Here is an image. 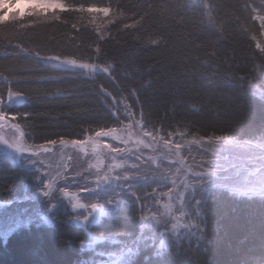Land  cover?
<instances>
[{"label": "trees", "instance_id": "obj_1", "mask_svg": "<svg viewBox=\"0 0 264 264\" xmlns=\"http://www.w3.org/2000/svg\"><path fill=\"white\" fill-rule=\"evenodd\" d=\"M60 2L62 10L45 16L0 21V89L21 93L22 103L5 107L18 115L27 143L60 147L61 139L87 141L98 130H134L136 142L145 133L183 143L221 131L264 141V25L254 18L264 0ZM101 8L108 18L95 14ZM143 144L114 145L147 168ZM88 154H81L86 162ZM157 154L163 163L172 155ZM82 169L78 180L95 175ZM135 188L143 191V182ZM29 190L26 171L0 153V202H17ZM98 191L94 202L105 195ZM120 192L112 196L120 200ZM153 202L113 208L90 228L71 223L73 214L59 207L48 221L0 237V264H94L105 258L99 252L116 264H264V196L213 188L198 233L181 238L141 221ZM91 234L105 240L91 248Z\"/></svg>", "mask_w": 264, "mask_h": 264}, {"label": "rangeland", "instance_id": "obj_2", "mask_svg": "<svg viewBox=\"0 0 264 264\" xmlns=\"http://www.w3.org/2000/svg\"><path fill=\"white\" fill-rule=\"evenodd\" d=\"M63 5L60 0H0V21L13 17H21L28 13H35L37 16H45L51 14L54 11L62 10ZM98 17L106 19L108 18V10L106 8L98 9L94 11ZM254 18L262 26L264 25V13L254 12ZM264 34V30H262ZM58 64L71 68H77L79 65L72 61H60L55 59ZM81 66V65H80ZM1 89H4L3 87ZM0 89V95L3 96L6 107H9L13 103H10L7 99V92L3 93ZM13 123H15L13 121ZM140 128V126H138ZM22 131V130H21ZM118 133L116 131H110L107 136L92 137L91 139L101 144V149L93 150L92 142L87 144L76 146L73 150L71 144H61L60 147L54 145H47L50 149L48 152L40 151L37 156H31L26 154L27 159L14 154L11 150L7 149L5 144L0 142V153L8 157L13 163L17 164L27 173V178L30 182V190L25 195V198L17 200V202H0V237L3 241L12 234L15 230H18L22 226H28L29 223L39 221H48L51 215L57 208H67L70 213L73 214L71 223L84 228H90L92 225L100 223L103 216L109 215L113 212V209H100L98 214L85 219V215L90 210V204L94 202L91 192L98 191L96 188L97 179V166H99V172L101 174L108 173L109 168L114 163L124 164L130 169H134L132 163H130L121 154L111 152L109 148H103L104 144L110 145L111 148H116L114 144L123 143L129 150L135 148L136 143L143 144L147 150L141 153L142 159L150 161L153 168L159 167L161 171L168 170L169 176L176 172L178 165H174L170 160H159L158 151L168 154H174L178 150L176 144H181L182 154L187 153L188 146H191V157H194L199 161L201 158L213 160V166L210 170L214 171L215 175L212 180L218 185L223 187H215V189H223L230 193H235L236 196H248L258 195L264 196V160H262L261 154L264 151V141L262 142H249L238 141L229 139L228 141L221 142L217 145L215 152H208L200 146L192 144L197 139H191L183 143H175L173 140H163L159 136H153L145 133L143 136L137 137V142L133 141L130 137H134L133 132ZM16 135L13 129L5 127L0 129V138L5 141H11ZM144 136L146 139H144ZM114 140L113 142H111ZM203 140V139H200ZM140 141V142H138ZM234 142V144H231ZM28 145L29 144L27 143ZM35 148V146H32ZM82 152L87 156V162L81 157ZM124 153V152H123ZM189 157L186 155L185 159ZM35 161V163H31ZM80 165V166H79ZM82 165V166H81ZM82 168H87L94 171L92 179L78 180L77 176ZM123 171V169H115L111 175H115L116 172ZM134 173V172H133ZM131 174V173H126ZM40 177L44 178L45 183L52 182V197L44 198L41 195ZM176 184L173 186L172 179L163 181L162 184L155 186L156 200L152 206L146 207L144 217L145 225H154L155 227L161 225L160 233H170L175 237H184V235L193 236L199 231L200 215L197 216V208L195 200L200 198V191L194 187L185 189L182 181L183 175L177 174L175 177ZM192 180L194 185H198L200 180L196 177H188ZM207 179V178H205ZM127 189V186H125ZM88 189V190H86ZM117 189V188H115ZM255 189V191H253ZM120 190V189H119ZM172 191V200L169 201L167 195L162 193H168ZM210 191V190H209ZM176 193H180L185 197L184 200V215H181V201L176 198ZM121 194V192L119 193ZM27 196V197H26ZM54 197V198H53ZM79 201L89 207L85 209L75 208L73 205ZM166 202L172 203V214L165 215V209L163 205ZM200 211V210H199ZM157 216L162 217L163 221L167 223L156 224L155 221L150 220V217ZM177 217L179 218L177 220ZM169 218V219H168ZM173 224H177L176 229L172 228ZM186 224L196 225L197 227H185ZM166 226V228H163ZM105 239L97 236L96 234L90 235L89 246L94 248L96 245L102 243ZM110 243L119 242L115 238L109 239ZM96 250V249H95ZM103 251V250H102ZM122 257L124 255H132V251L122 250ZM98 253V252H97ZM104 259L97 261L94 264H104L114 260L109 254L103 255L98 253ZM97 254V255H98ZM99 257V256H98ZM124 259V258H123ZM117 262L115 261V264Z\"/></svg>", "mask_w": 264, "mask_h": 264}, {"label": "snow or ice", "instance_id": "obj_3", "mask_svg": "<svg viewBox=\"0 0 264 264\" xmlns=\"http://www.w3.org/2000/svg\"><path fill=\"white\" fill-rule=\"evenodd\" d=\"M21 97V93L17 91L9 90L7 93V99L10 103H15L17 98ZM20 116H26L27 113L19 114ZM18 120V115L16 114H9L5 107L4 98L2 95H0V129H3L5 127H10L14 130L16 135L13 137V139L9 141H5L2 138H0V142L4 143L6 148L11 150L14 154L23 157L27 159L28 157L26 154H29L31 156H37L40 151L48 152L50 151L49 147L45 144L36 145L35 148H33L31 145H28L25 140V134L23 131H21V125L20 123H13V121ZM26 122V121H25ZM110 132L104 131V130H98L95 132L96 137L100 136H107ZM89 140L92 142L93 150L101 149V144H99L97 141L89 138ZM229 140V136L226 134H223V131H221V134H214V135H207L203 137V140L197 139L192 142V144L200 146L201 148H204L208 152H215V148L217 145H220L221 142H225ZM89 141L85 140H60L61 144H67L71 143L74 146H83L87 144ZM52 144H55L56 141L52 140ZM231 144H234L232 142ZM176 149L178 150L176 153L172 154L168 159L170 162L174 165H178L176 168V172L172 173L171 176L168 174V170L165 169L164 171H161L159 167L153 168L152 164H150L147 168L141 167L140 165L136 166L134 169H130L126 167L124 164L120 163H114L111 165V167L108 170V173L101 174L99 172V166H97V179H96V188L99 189L96 194L101 193L102 191L105 193V195L101 198L100 201L92 202L90 204V210L87 212V215H85V219H87L90 216H93L98 213L100 209H113L116 207L123 208L126 203H131L133 206L139 202L140 204L144 205L147 200L151 199L153 201L156 200L155 196V189H152V185L157 183L158 181H167L169 179H172V184L175 186L176 180L175 176L177 174L183 175L185 178L182 181L184 184L185 189L189 187H194L197 190L200 191V198L195 200L197 212L196 215H200V209H202L203 204L202 202L205 199V196L209 192V190H212L215 187H223V185H218L215 183V181L212 180V177L215 175L214 171L210 170L213 166V160L211 158L209 159H203L201 158L199 161H197L196 158L191 157L192 148L191 146H188L187 153L182 154V146L181 144L175 145ZM103 148H109L111 152L118 153L122 151L121 149L117 148H111L110 145L104 144ZM188 156V159H185V156ZM262 160H264V151H262L261 157ZM31 163H35V161H31ZM115 169H123V171H118L115 173V175H111V173ZM134 174H126V173H133ZM188 177H196L199 178L200 182L198 185H194L192 180ZM207 178V179H205ZM136 182H143L144 188L143 191H137L135 188ZM125 185H127V189L125 188ZM40 186H41V195L44 198H50L52 197V182L49 183L44 182V178L40 177ZM115 188H119L122 193H124V196H121L120 200H116L114 196H112V193L114 192ZM111 189V191H108ZM151 189V191H149ZM88 190V189H86ZM255 191V189H253ZM163 195H167L169 197V201L172 200V191L170 190L168 193H162ZM176 198L181 201V215H184V200L185 197L180 194L176 193ZM126 197V198H125ZM54 198V197H53ZM73 207L85 209L86 207H89L88 205H85L83 203H80L77 201ZM165 209V215L172 214V203L166 202L163 205ZM141 211L143 212V208H141ZM141 221H144L146 218L142 215L140 217ZM179 218L177 217V220ZM150 220H153L156 222L157 225L163 223H167L166 221H163V218H158L157 216L150 217ZM151 226V225H150ZM178 227L177 224H173L172 228L176 229ZM185 227L191 228V227H197L196 225H190L186 224ZM169 240H171V237H169ZM161 247L163 248V243L161 244ZM163 264V262H161Z\"/></svg>", "mask_w": 264, "mask_h": 264}, {"label": "water", "instance_id": "obj_4", "mask_svg": "<svg viewBox=\"0 0 264 264\" xmlns=\"http://www.w3.org/2000/svg\"><path fill=\"white\" fill-rule=\"evenodd\" d=\"M16 100H17L18 103H21V98H17ZM105 264H108V263H105ZM112 264H114V263H112Z\"/></svg>", "mask_w": 264, "mask_h": 264}]
</instances>
